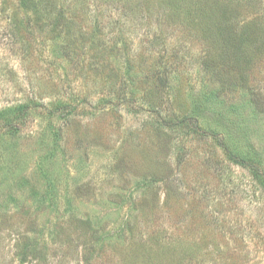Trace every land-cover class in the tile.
Instances as JSON below:
<instances>
[{"label":"rangeland","instance_id":"obj_1","mask_svg":"<svg viewBox=\"0 0 264 264\" xmlns=\"http://www.w3.org/2000/svg\"><path fill=\"white\" fill-rule=\"evenodd\" d=\"M53 1L0 0V264H264V0Z\"/></svg>","mask_w":264,"mask_h":264},{"label":"trees","instance_id":"obj_2","mask_svg":"<svg viewBox=\"0 0 264 264\" xmlns=\"http://www.w3.org/2000/svg\"><path fill=\"white\" fill-rule=\"evenodd\" d=\"M28 1L30 2V6L34 8L33 15H34V17L36 19H38V20L40 19V21L43 20V19H48V20L51 19V16H52V11L51 10L52 9H50L49 6H52V8H54V6L52 5V3H54L53 0H19L20 4L18 2V5H21L22 2L25 3V2H28ZM221 29L226 30L228 28H226V25H225V27H222ZM224 34H225L224 32L222 34H220V31L219 30L217 31V36H221V37L223 36L224 40H226ZM112 82H113V86H114L115 83H114V81H112ZM121 82L120 83L118 82V84H122V83L124 84L125 83V81H123L122 83ZM139 87H141V86H139V84L136 85V81H134L133 85L131 86V90L136 92L137 90H140ZM155 88H156V85H147L145 88H142L140 90L141 91V96H142L143 100L146 103H150V104L154 105V104H158L160 102V98L158 96L160 94V91H157V93H156ZM226 154L235 163H237V164H239L241 166H246V167L249 166L246 163V161H247L246 159H244L243 157H240V156L232 153L230 150H226Z\"/></svg>","mask_w":264,"mask_h":264}]
</instances>
